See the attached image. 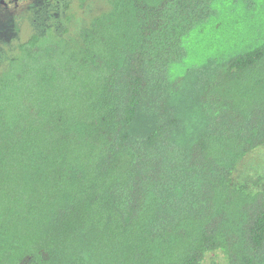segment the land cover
I'll return each instance as SVG.
<instances>
[{
	"label": "trees",
	"instance_id": "16d2710c",
	"mask_svg": "<svg viewBox=\"0 0 264 264\" xmlns=\"http://www.w3.org/2000/svg\"><path fill=\"white\" fill-rule=\"evenodd\" d=\"M103 1L0 64V264H264V0Z\"/></svg>",
	"mask_w": 264,
	"mask_h": 264
},
{
	"label": "rangeland",
	"instance_id": "374dc122",
	"mask_svg": "<svg viewBox=\"0 0 264 264\" xmlns=\"http://www.w3.org/2000/svg\"><path fill=\"white\" fill-rule=\"evenodd\" d=\"M103 4V0H93L80 11L69 5L67 0H0V64L4 62L10 50L30 33L42 32L48 27L56 32L61 31L66 10L71 9L78 17L74 21L75 27L80 22L79 18L86 19ZM256 181L259 182L257 188H264L262 150L249 154L233 174V182L237 186L252 189Z\"/></svg>",
	"mask_w": 264,
	"mask_h": 264
}]
</instances>
